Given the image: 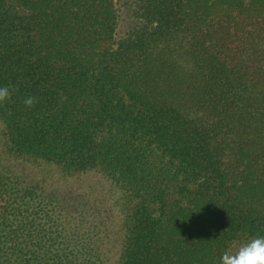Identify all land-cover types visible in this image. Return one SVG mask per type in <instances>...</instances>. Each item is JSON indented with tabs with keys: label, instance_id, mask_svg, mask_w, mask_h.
Masks as SVG:
<instances>
[{
	"label": "trees",
	"instance_id": "trees-1",
	"mask_svg": "<svg viewBox=\"0 0 264 264\" xmlns=\"http://www.w3.org/2000/svg\"><path fill=\"white\" fill-rule=\"evenodd\" d=\"M0 86V264H220L264 236V0H0ZM89 171L117 215L65 188Z\"/></svg>",
	"mask_w": 264,
	"mask_h": 264
},
{
	"label": "rangeland",
	"instance_id": "rangeland-1",
	"mask_svg": "<svg viewBox=\"0 0 264 264\" xmlns=\"http://www.w3.org/2000/svg\"><path fill=\"white\" fill-rule=\"evenodd\" d=\"M68 185L78 193L86 195L99 210L105 208L117 215L118 192L103 173L98 171L83 173L79 177L73 178V181L67 183L65 188ZM241 244L243 243L232 244L229 252H235Z\"/></svg>",
	"mask_w": 264,
	"mask_h": 264
},
{
	"label": "clouds",
	"instance_id": "clouds-1",
	"mask_svg": "<svg viewBox=\"0 0 264 264\" xmlns=\"http://www.w3.org/2000/svg\"><path fill=\"white\" fill-rule=\"evenodd\" d=\"M11 99V89L0 86V104ZM37 97L28 96L23 103L32 108L37 103ZM220 264H264V236L250 238L241 244L235 252H224Z\"/></svg>",
	"mask_w": 264,
	"mask_h": 264
}]
</instances>
